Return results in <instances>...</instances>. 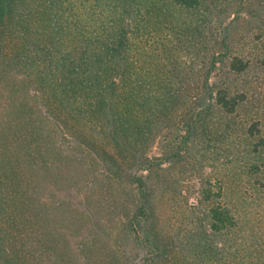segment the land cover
<instances>
[{"label": "trees", "instance_id": "trees-1", "mask_svg": "<svg viewBox=\"0 0 264 264\" xmlns=\"http://www.w3.org/2000/svg\"><path fill=\"white\" fill-rule=\"evenodd\" d=\"M252 3L0 0V112L9 80L22 78L61 134L129 187L119 226L141 264H264V217L241 226L221 183L201 182L190 223L177 230L153 199L157 187L182 192L167 166L198 139L210 142L213 110L238 129L248 175L264 174V90L247 80L256 68L232 36ZM9 200L0 194V264H20L6 233Z\"/></svg>", "mask_w": 264, "mask_h": 264}, {"label": "rangeland", "instance_id": "rangeland-1", "mask_svg": "<svg viewBox=\"0 0 264 264\" xmlns=\"http://www.w3.org/2000/svg\"><path fill=\"white\" fill-rule=\"evenodd\" d=\"M252 2L232 36L251 69L256 68L247 80L260 93L264 0ZM218 75L211 81L221 80ZM9 84L0 112V194L10 197L6 233L10 240L17 238L20 264H141L142 254L119 226L134 193L108 180L96 160L61 134L22 78L14 77ZM209 119L210 142L198 139L188 154L181 150L179 164L167 166L178 189L183 184L182 192H161L160 187L153 192L157 215L174 230L190 223L187 208L196 203L207 179L223 185V197L238 211L241 226L263 222L264 174L248 175L247 158L237 154L245 146L235 125L226 129L218 110ZM159 146L155 143L152 151L159 154Z\"/></svg>", "mask_w": 264, "mask_h": 264}]
</instances>
